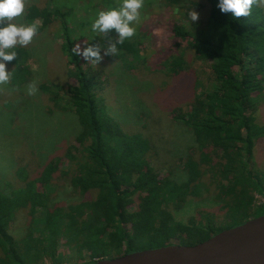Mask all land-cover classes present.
<instances>
[{"label": "trees", "instance_id": "1", "mask_svg": "<svg viewBox=\"0 0 264 264\" xmlns=\"http://www.w3.org/2000/svg\"><path fill=\"white\" fill-rule=\"evenodd\" d=\"M44 1L42 7L26 8V23L42 21L38 33L52 22L59 23L64 38L61 49L74 68L70 71L72 84H40L39 90L53 103L51 115L58 110L67 118L77 119L79 127L76 121L68 123L70 129L74 124L69 138H75L61 156L48 160L37 177L9 193L0 184V264H42L45 260L57 264L60 241L77 259L89 258L81 264L171 245L195 246L264 216V204L255 201L256 195L264 198V175L254 159L256 147L264 141V123L259 121L264 105V8L258 0L248 16L237 19L220 12L217 0H207L209 17L206 23L196 24L173 15L177 9L182 13L205 7L193 0H152L142 9L152 11L157 4H164L171 14L166 26L158 24L146 33L154 39L155 60L146 58L141 49L145 40L135 33L134 25V35L117 46L118 54L105 56L100 63L106 59L118 61L117 67L121 66L124 74L119 69L115 73L128 79L148 60L155 62L156 74L176 77L189 69L186 61L190 53L197 62L210 65L212 78L209 93L202 90L199 80L195 81L196 94L187 89L185 107L170 109L167 105L168 116L158 106L149 113L142 103L144 98L138 101L143 125L136 132L125 128L134 118L128 103L123 108L124 123L108 114L101 96L106 73L71 53L82 42L71 35V15L77 14V7L71 8L61 0ZM165 43L169 49L159 51L165 49ZM15 51L9 81L21 88L32 77L30 55L24 47ZM161 83L167 85L166 81ZM166 117L174 128L193 134L197 150H193L195 156L182 157L180 148L176 160L160 161L169 167L162 176L155 162L161 153L172 157L175 148L165 152L163 133L157 137L151 122ZM65 162L69 164L67 171L61 170ZM176 169L184 172L185 180L177 179ZM25 170L17 171L20 180H27L23 179ZM57 179L68 182L76 197L92 192L96 196L54 206L51 201L59 189ZM3 184L12 186L9 181ZM202 190L214 195L218 210L199 211L185 222L176 219L175 214L189 198H200ZM22 210L28 211L32 221L27 234L17 238L11 230Z\"/></svg>", "mask_w": 264, "mask_h": 264}, {"label": "rangeland", "instance_id": "2", "mask_svg": "<svg viewBox=\"0 0 264 264\" xmlns=\"http://www.w3.org/2000/svg\"><path fill=\"white\" fill-rule=\"evenodd\" d=\"M61 1L69 3L71 8L77 7V12L75 11L77 14L74 16L71 15L74 19V24L71 25V35L82 41L81 48L86 46L85 43L101 44V42L106 43L109 37L114 38L113 32H109L104 38L93 34L91 32V23L95 19L98 11H107L111 8L118 7L121 0ZM151 1L143 0V6L139 10L140 14L142 13V16H139L138 19L140 23L135 22L133 24V26H136L135 29H137L135 33L145 40L141 49L145 51L146 58L154 57L155 55L152 51L156 48L154 46V39L146 34L148 30L151 27H157L158 24H165L166 26L167 21H171V14L165 11L167 7L164 4H157L158 7L152 11L146 10L142 12V9L147 7ZM193 1L205 4L202 10L193 11L198 13L196 22L206 23L209 17L207 0ZM258 2L264 8V0H258ZM44 3V0H24V11L20 16L14 18L13 22L27 25L25 20L26 8L30 5L42 7ZM86 11L89 13H85ZM187 13L188 11L181 13L178 9L173 11L174 17H181L182 19L183 17L188 18L186 17ZM164 14H167L168 18ZM183 21L186 22L187 20L183 19ZM34 24L37 32H35L31 42L27 46H24L30 55L28 66H30L32 77L21 88L12 86L10 81L0 83V184L6 193H9L13 188L20 187L21 183L23 184L24 182L25 184L26 181L37 177L48 160L56 156H61L65 152L70 146V142L75 138H69L72 134L71 130L74 129V124L70 129L68 123H74L76 121L79 127L77 119L67 118L66 114L58 110H54L53 115H51L49 111L53 103L50 102L48 96L43 95L39 90L40 84L53 87V85L66 86L73 82L70 71L74 67L68 64V58L62 52L61 47L64 38L60 32L59 23H56V21L52 22L39 33L38 31L43 28V22L37 20ZM164 45L163 47L165 49H160L159 51L169 49V45L166 43ZM152 60H155V57ZM146 62L147 64L144 65L141 63L139 65L141 67L132 72L128 79L123 76V69L121 66L117 67L118 61L114 59H106L105 63L102 62L93 66L95 69H102L106 73V76L102 79L105 81V84L101 96L105 99L108 114L117 121L124 123L125 114L123 113V108L125 107V103L129 104L128 108L134 113V118L127 123L125 128L130 132L140 130L143 125L141 118L142 110H138L137 105V102H142L143 98L145 102L142 103L144 108L147 107L149 113H152L155 107L158 106L162 113H166L168 116L167 105L170 109L185 107L188 98L187 89H191L192 93L195 92L196 94L195 81L199 80L201 82L203 86L202 90L206 93H209L211 90L212 71L210 65L200 61L197 62L190 53H188L186 61L189 64V69L176 77H164V74H156L155 62L154 64L151 63L152 61L147 60ZM87 64L91 66L88 62ZM6 67L10 71L12 68L11 62H6ZM143 68L146 70L142 71ZM118 69L123 74H120V72L115 73ZM162 81H166L167 85H162ZM29 85H34L36 88V91L32 95H29L27 91ZM161 102L162 104H160ZM146 103L147 105L145 106ZM166 119L160 121L158 118H155L154 122H151L154 128V134L158 137L163 133V141L167 143L165 148H163L164 145H161V148L165 152L169 148L171 150L173 147L175 148L174 153L171 154L172 157L165 156V153H161L160 158L158 157L155 162L156 167L160 168L159 172L162 176L167 173L169 167L167 165L163 166L162 164L164 163L161 164L160 161L168 158L176 160L180 148L182 152L180 155L182 157L194 155L193 150H197L193 134L187 129H178V126L174 128L172 123ZM259 121L264 123V105L260 109ZM156 141L161 142L159 138H156ZM169 145L172 147H168ZM254 159L258 171L264 175V141L256 147ZM20 168L27 169L25 170L26 175L23 178L27 180H20L18 177L17 171ZM68 169V163L65 162L62 164L61 170L67 171ZM176 172L177 179L180 178L178 180H185L184 172H181L179 169H176ZM8 181L12 186L5 187L3 183H7ZM56 181L57 183L55 185H58L57 187L59 189H56L55 196L51 201L54 206H63L81 200H90L96 196V193L92 192L84 197H76V194H73L69 190L68 182L64 179H57ZM211 191H214V187L211 188ZM201 193L203 195L200 198H189L182 210L175 214L176 219L185 222L189 217L197 215L199 211L207 210L216 212L218 210L213 199L214 195L205 194L203 190ZM255 201L257 205L264 204V198L259 195H256ZM31 221L32 219L27 210L20 211L14 222L11 234L17 238L25 236ZM60 242L57 264H81L89 261L87 256L81 260L79 258L77 259L76 254L63 246V241ZM0 256H2L1 248ZM42 264H51V262L45 260Z\"/></svg>", "mask_w": 264, "mask_h": 264}, {"label": "clouds", "instance_id": "3", "mask_svg": "<svg viewBox=\"0 0 264 264\" xmlns=\"http://www.w3.org/2000/svg\"><path fill=\"white\" fill-rule=\"evenodd\" d=\"M255 0H217V8L222 13H229L233 19L248 16ZM24 0H0V83H7L11 71L7 70L6 62L13 61L17 57L15 49L27 46L35 32V24H17L13 19L24 11ZM143 6V0H121L118 7L107 11H98L91 23V32L104 38L109 32L114 33V38L109 37L105 44L98 45L85 43L81 48L76 45L71 49L74 56L81 57L90 65L99 64L104 56H116L118 45L134 35L133 24L138 21ZM188 19L196 24L198 13L192 9L187 13ZM28 94L32 95L36 88L28 86Z\"/></svg>", "mask_w": 264, "mask_h": 264}, {"label": "water", "instance_id": "4", "mask_svg": "<svg viewBox=\"0 0 264 264\" xmlns=\"http://www.w3.org/2000/svg\"><path fill=\"white\" fill-rule=\"evenodd\" d=\"M94 264H264V216L224 230L195 246L137 251Z\"/></svg>", "mask_w": 264, "mask_h": 264}]
</instances>
